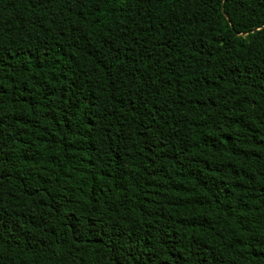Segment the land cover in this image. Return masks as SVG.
Instances as JSON below:
<instances>
[{
  "label": "trees",
  "instance_id": "1",
  "mask_svg": "<svg viewBox=\"0 0 264 264\" xmlns=\"http://www.w3.org/2000/svg\"><path fill=\"white\" fill-rule=\"evenodd\" d=\"M0 264H264V0H0Z\"/></svg>",
  "mask_w": 264,
  "mask_h": 264
}]
</instances>
